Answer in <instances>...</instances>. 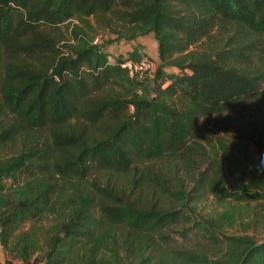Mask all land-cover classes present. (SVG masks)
Here are the masks:
<instances>
[{
    "label": "trees",
    "instance_id": "trees-1",
    "mask_svg": "<svg viewBox=\"0 0 264 264\" xmlns=\"http://www.w3.org/2000/svg\"><path fill=\"white\" fill-rule=\"evenodd\" d=\"M89 19L114 26L127 47L110 60L65 27ZM149 36L159 64L152 78L131 79L121 65ZM246 104L261 113L244 134L259 159L236 173L237 160L211 158L198 130ZM164 163H198L186 174L192 188L168 187L155 174ZM209 195L264 201V0H0L7 264H264V241L196 219L190 205ZM48 216L37 258L23 229ZM199 239L219 245L214 258Z\"/></svg>",
    "mask_w": 264,
    "mask_h": 264
},
{
    "label": "rangeland",
    "instance_id": "rangeland-1",
    "mask_svg": "<svg viewBox=\"0 0 264 264\" xmlns=\"http://www.w3.org/2000/svg\"><path fill=\"white\" fill-rule=\"evenodd\" d=\"M89 28L83 27V25L77 21H71L70 24L65 25L71 28L72 25L78 26L81 29L82 36H88L89 41L94 43L97 40V44L104 48L109 54L110 60L117 54V51L127 47L125 44H117L119 40L117 35L112 33L116 30L114 26L104 27L99 26L93 19H89ZM149 43L146 50L148 54L155 61L156 67L158 66V58L154 57L156 53V43L152 36L146 38ZM113 43L108 46V42ZM153 43L155 47L153 48ZM119 47V49H118ZM128 48H130L128 46ZM157 57V56H156ZM150 90V89H149ZM256 106L254 104H246L237 108L231 113L223 117H210L202 120L199 126V136L201 138L200 144L207 148L209 156L213 158V153L219 154L227 151L236 161L235 169L236 173H246L258 164L259 155L257 154V148L253 143L244 137L246 134V124L249 123L253 115L258 117L261 113L256 112ZM212 145L215 150L210 148ZM162 169L155 170V174L163 180L168 187L174 188L176 183L179 185L182 183L184 188L189 191L192 184H189L190 180L187 177V171H191L192 176L196 173V169L199 164L194 165L195 168L187 169L182 166H175L171 163H164L160 165ZM228 166L226 165L225 168ZM202 168H205L203 165ZM157 169V168H155ZM176 182V183H175ZM10 181H7L8 185ZM195 212L196 219L202 222L212 223L221 234L226 236H242L248 235L253 237L257 242L264 241V201H235L231 198H224L222 196L209 195L199 200L197 204L190 205ZM54 217L48 216L41 220L27 223L24 227V232L28 233L35 242L36 251L33 253L35 257H40L44 251V238L46 232H48L52 225H54ZM191 224L186 225V228H190ZM193 230H191L192 232ZM192 240V241H191ZM200 240V239H199ZM198 241V238L190 239L187 245H192ZM204 248L208 250L209 255L214 258L215 250L219 248V245H215L206 239L200 240ZM198 245V244H196ZM225 250L224 247L221 248ZM226 251V250H225ZM222 253L224 251H221ZM34 257V258H35ZM9 256L5 254L0 246V264H7Z\"/></svg>",
    "mask_w": 264,
    "mask_h": 264
},
{
    "label": "built area",
    "instance_id": "built-area-1",
    "mask_svg": "<svg viewBox=\"0 0 264 264\" xmlns=\"http://www.w3.org/2000/svg\"><path fill=\"white\" fill-rule=\"evenodd\" d=\"M97 44V40H94ZM121 67L126 70L129 78L143 80L152 78L156 69L155 61L149 56L146 48H139L136 51V59H127Z\"/></svg>",
    "mask_w": 264,
    "mask_h": 264
},
{
    "label": "crops",
    "instance_id": "crops-1",
    "mask_svg": "<svg viewBox=\"0 0 264 264\" xmlns=\"http://www.w3.org/2000/svg\"><path fill=\"white\" fill-rule=\"evenodd\" d=\"M144 42H145V44H146L147 46H149V45H148V43H149L148 41H144ZM149 47H150V46H149ZM154 47H155V45H154V43H153V48H154ZM153 54H154V57L157 59V57H156V53L153 52Z\"/></svg>",
    "mask_w": 264,
    "mask_h": 264
}]
</instances>
